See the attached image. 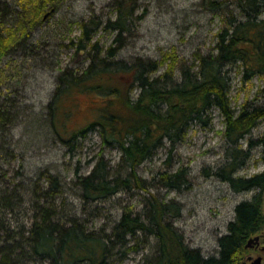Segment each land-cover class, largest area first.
<instances>
[{
	"label": "trees",
	"instance_id": "trees-1",
	"mask_svg": "<svg viewBox=\"0 0 264 264\" xmlns=\"http://www.w3.org/2000/svg\"><path fill=\"white\" fill-rule=\"evenodd\" d=\"M140 2L110 0L99 12L91 8L75 21L78 35L68 38L67 46L85 62L77 69H60L45 111L47 124L62 144L85 139L90 131L98 134L101 149L95 164L86 175L75 174L72 180L84 205L134 188L145 191L148 198L141 211L123 207L109 233L102 228L89 231L63 199L64 185L57 175L42 172V184L18 171L10 174L2 160L16 157L11 135L19 105L3 93L5 76L0 70V264H111L114 250L123 257L140 250L150 238L155 250L143 264H240L246 241L264 231V172L249 179L233 177L241 153L238 142L264 122V83L261 106L245 103L234 111L225 75L227 66L239 63L245 77L264 78V0H202L209 11L223 12L225 18L214 52L199 54L192 67L176 56L161 74L160 60L133 57L127 61L119 56L149 15ZM64 3L0 0V64L8 55L25 51L32 32L60 13ZM100 33L112 37L110 45L101 44ZM80 96L94 100L95 117L83 127L69 128ZM212 108L224 118L226 142L231 149L236 147L220 178L234 191L258 189L259 193L236 205L227 233L217 240V256L202 260L199 251L184 245L169 221L178 208L153 195L137 169L163 143L173 149L192 123L201 122ZM248 145L260 147L264 156V132ZM112 148L120 153L116 173L104 158ZM157 176L169 189L187 181L184 169Z\"/></svg>",
	"mask_w": 264,
	"mask_h": 264
},
{
	"label": "rangeland",
	"instance_id": "rangeland-1",
	"mask_svg": "<svg viewBox=\"0 0 264 264\" xmlns=\"http://www.w3.org/2000/svg\"><path fill=\"white\" fill-rule=\"evenodd\" d=\"M109 1L65 0L60 13L45 19L32 32L25 51L8 55L0 64L5 76L3 93L19 105L11 135L16 157L2 160L5 168L10 174L18 171L24 178H30L32 182L39 180L42 184L45 182L42 172L57 175L64 185L63 199L84 226L89 231L102 228L106 233L119 219L123 207L141 211L147 193L135 188L123 190L105 200L84 205L73 189L72 180L75 174L86 175L91 170L101 149L100 139L96 131H90L85 139L60 143L47 124L45 107L53 95L60 69L66 66L77 69L85 62L84 57L67 46V39L78 35L75 21L88 14L91 8L99 12ZM140 6L147 7L149 15L140 24L137 36L119 56L127 61L133 57L160 60V74L177 58L192 67L199 54L214 52L216 36L225 26L223 12L209 11L202 0H141ZM68 22L73 23L69 25ZM98 37L101 44H111L112 37L108 34L100 33ZM171 52H174L172 60ZM225 75L232 110L237 111L245 103L251 106L263 104V77H245L239 63L227 66ZM76 102L78 111L68 122V127L73 129L83 127L95 117L92 98L80 96ZM224 132V118L212 108L201 122L192 123L184 139L173 149L163 143L137 169L153 195L178 208L177 215L169 221L182 236L184 245L199 251L202 256H217V240L227 233L236 205L259 193L258 189L234 191L220 178L222 167L232 158L230 153L236 150V147L230 148ZM263 132L264 122H260L238 142L237 149L241 153L236 156L239 166L233 177L249 179L264 172L261 148L248 145L249 140L254 141ZM119 156L115 148L104 152L105 160L113 167L112 173H116ZM179 169L186 171L187 180L179 188H165L161 181L158 182L159 172L173 173ZM261 233L264 235V231ZM154 250L153 238L140 250L128 252L123 257L116 249L111 264H143V261L151 260Z\"/></svg>",
	"mask_w": 264,
	"mask_h": 264
},
{
	"label": "flooded vegetation",
	"instance_id": "flooded-vegetation-1",
	"mask_svg": "<svg viewBox=\"0 0 264 264\" xmlns=\"http://www.w3.org/2000/svg\"><path fill=\"white\" fill-rule=\"evenodd\" d=\"M258 237V244L254 245L252 248L245 249V252H243V255L238 258V261L240 264H253L254 260L259 258L258 264H264V235L262 233H258L253 235V237ZM211 257L215 256H202V260H207Z\"/></svg>",
	"mask_w": 264,
	"mask_h": 264
},
{
	"label": "water",
	"instance_id": "water-1",
	"mask_svg": "<svg viewBox=\"0 0 264 264\" xmlns=\"http://www.w3.org/2000/svg\"><path fill=\"white\" fill-rule=\"evenodd\" d=\"M258 240L259 238L258 237H253V238H249L246 243L244 244V248L245 249H248V248H252L254 245H257L258 244ZM259 262V258L255 259L253 264H258Z\"/></svg>",
	"mask_w": 264,
	"mask_h": 264
}]
</instances>
